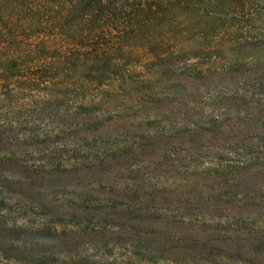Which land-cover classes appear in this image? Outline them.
<instances>
[{"label": "trees", "instance_id": "16d2710c", "mask_svg": "<svg viewBox=\"0 0 264 264\" xmlns=\"http://www.w3.org/2000/svg\"><path fill=\"white\" fill-rule=\"evenodd\" d=\"M0 264H264V0H0Z\"/></svg>", "mask_w": 264, "mask_h": 264}, {"label": "rangeland", "instance_id": "374dc122", "mask_svg": "<svg viewBox=\"0 0 264 264\" xmlns=\"http://www.w3.org/2000/svg\"><path fill=\"white\" fill-rule=\"evenodd\" d=\"M150 111H153V110H150ZM132 114H130V115H132ZM128 121L129 122H132V120H130V119ZM249 137H251V135H249ZM140 169L142 170L144 168H140ZM163 173H164L163 174L164 176H167L168 175V172H163ZM125 180H128V179L125 178ZM140 180L143 181L142 178H140ZM163 182H164V185L169 186L173 182V180L172 179H167V180H164ZM108 252H111L109 261H113L115 263H121V261L124 262L129 257V255L126 256V253L123 250H114V251H111V249H109ZM90 254L92 255V253H90ZM125 257H127V258H125Z\"/></svg>", "mask_w": 264, "mask_h": 264}]
</instances>
